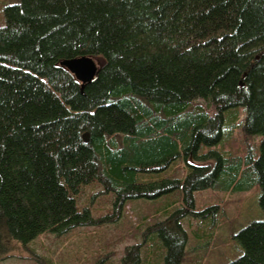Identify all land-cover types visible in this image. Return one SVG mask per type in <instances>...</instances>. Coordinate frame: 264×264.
Segmentation results:
<instances>
[{
    "label": "trees",
    "instance_id": "obj_1",
    "mask_svg": "<svg viewBox=\"0 0 264 264\" xmlns=\"http://www.w3.org/2000/svg\"><path fill=\"white\" fill-rule=\"evenodd\" d=\"M84 56L103 63L82 89L61 62ZM96 185L113 195L117 215L145 204L144 264H205L222 245L236 246L234 238L243 253L229 264H264V0L5 6L0 261L8 240L27 246L115 222L95 216L103 206H81L84 189ZM252 189L257 213L237 234L246 206L222 224L215 205L197 212V192ZM140 252L128 248L124 264H140Z\"/></svg>",
    "mask_w": 264,
    "mask_h": 264
},
{
    "label": "rangeland",
    "instance_id": "obj_2",
    "mask_svg": "<svg viewBox=\"0 0 264 264\" xmlns=\"http://www.w3.org/2000/svg\"><path fill=\"white\" fill-rule=\"evenodd\" d=\"M15 0H0V27L5 22V6L12 4ZM100 67L103 63L102 59H94ZM245 117L244 111H241L240 120ZM238 140V148H244L245 138L240 134L239 129L234 131ZM184 165L180 163L179 175L184 177L186 170ZM102 187L95 186L93 188H85L80 196V203L83 207H91L93 210L103 206V209L96 213V217L106 215L115 222L102 223L97 226H88L70 231L63 236L45 234L34 242L24 246L14 241H6L10 245L8 256L5 257L0 264H124L123 259L126 251L132 246L140 245V264L150 261L151 258L144 259V232H147V226L144 225V217L147 215L144 209V203L131 202L124 209H119L116 214L117 207L114 205L115 200L111 194H103ZM197 212H201L203 207L217 206L221 224L223 219L232 220L233 218H241V212L246 206V213L243 214L241 224L238 228L233 229L232 234L247 226L257 213L256 203H258V191L252 189L243 193H224L216 191H204L194 194ZM248 203V204H247ZM195 209V211H196ZM112 214V216H111ZM189 218V219H188ZM257 218V217H255ZM147 220V218H146ZM256 221L262 219H254ZM184 228L191 233L190 227L193 224V218L187 217L184 220ZM239 222V221H238ZM227 223V222H226ZM240 223V222H239ZM146 224V222H145ZM220 230V229H219ZM151 232L149 233V235ZM220 235V231L217 233ZM148 236V235H147ZM154 235H150L153 237ZM217 237V235H216ZM215 237V239H216ZM220 241V239L218 240ZM214 240V244L218 242ZM237 247L233 243L222 245L218 248L215 257L207 260L205 264H229L238 259L243 253V247L234 238ZM194 248H190L191 256L194 257ZM147 255V254H146ZM191 257V258H192Z\"/></svg>",
    "mask_w": 264,
    "mask_h": 264
},
{
    "label": "water",
    "instance_id": "obj_3",
    "mask_svg": "<svg viewBox=\"0 0 264 264\" xmlns=\"http://www.w3.org/2000/svg\"><path fill=\"white\" fill-rule=\"evenodd\" d=\"M61 65L70 71L81 83L82 89L96 78L99 67L92 57H78L61 62ZM90 138L89 133L83 135L85 142Z\"/></svg>",
    "mask_w": 264,
    "mask_h": 264
}]
</instances>
